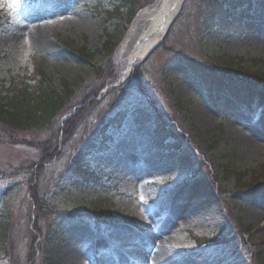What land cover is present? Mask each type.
<instances>
[{
  "label": "rangeland",
  "instance_id": "374dc122",
  "mask_svg": "<svg viewBox=\"0 0 264 264\" xmlns=\"http://www.w3.org/2000/svg\"><path fill=\"white\" fill-rule=\"evenodd\" d=\"M229 1L184 0L164 42L127 70L128 4L104 22L89 7L112 11L113 0H0V15L9 11L0 26V52H6L0 81L21 74L22 89L27 77L36 78L34 87L45 78L62 93L73 85L62 111L43 130H12L0 121V221L8 227L0 264H91L117 243L132 250L140 231L148 236L161 226L163 234H152L154 242L145 249L150 264L161 256L174 264L184 258L249 264L252 255L250 263L261 264L264 192L250 190L264 185V142L246 150L236 131L252 137L247 127L259 134L264 126V0H237L238 9L226 15L234 2ZM151 3L139 0L133 6ZM247 11L254 18L238 26L239 14ZM110 35L111 46L103 48ZM226 87L255 88V111L234 102L233 92L220 94ZM126 110L122 128L109 130L112 141L106 144L98 129ZM162 125L169 127L165 136L174 133L164 144L173 151L152 143ZM151 164L157 170L146 172ZM77 166H93L105 179L84 182L70 172ZM137 182L140 190L133 189ZM178 201L196 216L179 219L171 209ZM92 207L110 209L111 223L88 217ZM240 218L250 232L244 234ZM231 225L242 233L240 239L200 246L202 238L224 237Z\"/></svg>",
  "mask_w": 264,
  "mask_h": 264
},
{
  "label": "bare ground",
  "instance_id": "6f19581e",
  "mask_svg": "<svg viewBox=\"0 0 264 264\" xmlns=\"http://www.w3.org/2000/svg\"><path fill=\"white\" fill-rule=\"evenodd\" d=\"M179 10V0H158L148 12L140 16L134 23V27L130 32V36L134 38V41L130 43L128 47V56L130 60V64H134V62L142 57L166 32L169 24L175 17L176 13ZM247 134L250 133L252 137L242 138L241 132L236 131V134L240 136V145L244 147L246 150H253L260 148V144L264 142V126L261 127L259 134L251 132L249 127L246 128ZM263 141V142H262ZM89 142V141H88ZM262 147V146H261ZM124 163V162H123ZM157 170L154 164H151L145 171L146 172H155ZM141 176V175H140ZM129 181H131L129 179ZM132 185V183H131ZM142 186L137 182L133 189L140 190ZM225 200L232 206V202L229 201L227 198ZM173 207V213L179 219H192L196 216L195 212H191L189 207L182 203L181 201L171 203ZM258 206V205H257ZM259 207V206H258ZM136 209H140L139 207L135 206L133 211V215H138V211ZM258 209L256 208V211ZM259 210L256 212L257 216L259 215ZM195 214V215H194ZM261 214V213H260ZM264 223V217L260 221ZM258 222V223H260ZM169 229L167 228V231ZM161 228L155 234L160 235L163 234ZM259 232H264V225L258 229ZM113 235V234H112ZM262 236V235H261ZM112 237V236H111ZM146 240V239H145ZM150 242V238L147 242H143L138 249L133 248L128 253L120 251V249H116V253L118 258H121V264H149V259H147L146 255V246L147 243ZM122 246H124V242H121ZM118 243V244H121ZM150 244V243H149ZM123 250V249H122ZM69 255L71 258H75L76 260V250H69ZM124 255V256H123ZM170 258L161 256L157 260V264H174L172 261L169 260ZM72 264L71 261H69ZM75 262V261H74ZM113 262L112 260L104 262V264H108ZM113 264V263H111ZM181 264H197L196 260L191 258H184Z\"/></svg>",
  "mask_w": 264,
  "mask_h": 264
},
{
  "label": "trees",
  "instance_id": "16d2710c",
  "mask_svg": "<svg viewBox=\"0 0 264 264\" xmlns=\"http://www.w3.org/2000/svg\"><path fill=\"white\" fill-rule=\"evenodd\" d=\"M113 1L116 7L112 11L101 12L95 9L96 14L100 16L104 22L114 19V13L120 15L122 8L127 6V4L133 11L135 8L133 4H135V2L137 3L139 0ZM1 21L2 20H0V22ZM110 37L103 48L105 46L107 48L109 44L111 46L112 36L110 35ZM228 69L235 71L234 68L228 67ZM242 72L243 71L240 70L239 75H242ZM42 75L44 76V73H42ZM44 79L37 84L36 87L26 80L23 87H21L23 90L17 87L16 78L12 77L7 81V84L9 83V88L6 90L4 86L2 91V93L6 91V95L4 94L0 97V121L7 125L9 124V128L17 131H24V129H30L32 131L38 129L43 130L48 127L52 119L59 115L72 96L73 88L69 84L64 93H59L55 88L49 86L47 80ZM92 213L99 216L104 213V209H102V207H92ZM1 223H3V221H0V243L3 241L4 233L7 231L6 228H8L7 224L5 227V225H1ZM261 261L264 262V258L261 259Z\"/></svg>",
  "mask_w": 264,
  "mask_h": 264
},
{
  "label": "snow or ice",
  "instance_id": "6c2138e0",
  "mask_svg": "<svg viewBox=\"0 0 264 264\" xmlns=\"http://www.w3.org/2000/svg\"><path fill=\"white\" fill-rule=\"evenodd\" d=\"M9 7H10V8H11V7H15V5L10 4Z\"/></svg>",
  "mask_w": 264,
  "mask_h": 264
}]
</instances>
